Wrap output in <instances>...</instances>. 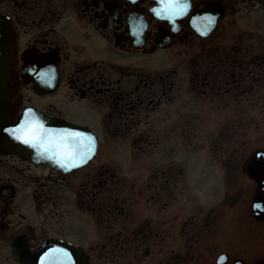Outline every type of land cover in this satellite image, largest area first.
Returning <instances> with one entry per match:
<instances>
[{"label":"flooded vegetation","instance_id":"flooded-vegetation-1","mask_svg":"<svg viewBox=\"0 0 264 264\" xmlns=\"http://www.w3.org/2000/svg\"><path fill=\"white\" fill-rule=\"evenodd\" d=\"M170 2L0 0V33L15 37L4 102L12 116L0 127V264H29L46 241L74 246V195L93 218L89 264L107 256L147 264L153 239L164 243L155 264H247L238 240L220 238L200 212L198 221L185 219L182 253L174 254L166 219L135 218L137 198L127 195L144 187L98 155V131L124 133L137 149L152 145V133L175 124L149 126V117L166 118L182 100L201 158L212 140L216 160L234 170L230 196L250 195L247 215L264 222V0H180L178 14L165 11ZM26 120L42 125L34 144L13 131ZM74 124L98 139L94 157L76 168L56 147ZM150 182V203L169 208L167 186ZM213 210L218 216L222 206Z\"/></svg>","mask_w":264,"mask_h":264},{"label":"rangeland","instance_id":"rangeland-1","mask_svg":"<svg viewBox=\"0 0 264 264\" xmlns=\"http://www.w3.org/2000/svg\"><path fill=\"white\" fill-rule=\"evenodd\" d=\"M153 66L156 65L152 64L151 70L159 69ZM169 108L166 118H154V113L149 117V126L175 124L172 130H160L159 138L156 133L151 136L145 133L153 140L152 145L140 142L141 147L137 149L128 143L124 133L96 132L100 137V158L108 161L119 175L134 178L136 186L144 187L143 194L138 192V188L134 193L127 195L137 198L133 205L136 210L135 218L143 219L144 215H148L154 219H166L164 226L171 229L172 239L169 241L172 242L176 254L182 253L185 219L191 214V218L198 221L200 212L207 223L215 222L220 238L233 236L236 242L238 240L239 253L248 252L247 264H264V222H252L247 215L250 209V195H245L239 190L238 200L230 196V191L234 189L231 180V173L234 171L232 165L216 160L212 143L210 144L212 140H207V154L203 160L201 155L204 148L200 146L196 131L190 134L191 137L188 136L189 132L185 131L186 113L182 100H177L175 106L170 105ZM222 154L225 157V152ZM135 155L139 157L135 158ZM155 173L158 176L154 179ZM167 177L169 180H166ZM149 181L152 187L158 182L163 187L167 186L164 201L171 204L169 208L158 211L156 205L150 203L151 192L148 190L151 189L147 184ZM75 182L78 183L79 180L74 179V184ZM75 188L76 186L74 190ZM74 205V244L87 249L95 232L93 218L76 207L75 195ZM219 206H222V210L218 211V216L217 212H209ZM149 248L151 254L146 257L147 264H155L153 258L158 251H163L164 243L162 246V243L158 244L157 240L153 239ZM88 250L92 252V249ZM143 250L145 253L146 247ZM107 257V261L94 259V264H114L110 257ZM146 259L144 258L143 263Z\"/></svg>","mask_w":264,"mask_h":264},{"label":"water","instance_id":"water-1","mask_svg":"<svg viewBox=\"0 0 264 264\" xmlns=\"http://www.w3.org/2000/svg\"><path fill=\"white\" fill-rule=\"evenodd\" d=\"M14 55L15 37L9 33H0V127L9 123L12 116L10 105L4 102L11 98L13 91L7 77L14 63ZM70 127L72 126L70 125ZM70 131L79 133L80 137L84 139L85 145L91 148V151L88 152L86 147L85 155L75 157L76 166L74 168H76L86 164L94 157L98 151V139L93 131L77 124H74V131ZM88 138H90V143ZM88 262L87 254L78 246L52 241L44 242L29 260V264H89Z\"/></svg>","mask_w":264,"mask_h":264},{"label":"snow or ice","instance_id":"snow-or-ice-1","mask_svg":"<svg viewBox=\"0 0 264 264\" xmlns=\"http://www.w3.org/2000/svg\"><path fill=\"white\" fill-rule=\"evenodd\" d=\"M184 5L180 4V0H171L168 5L167 10H171L173 14H178L184 9ZM42 130V125H38L35 122L25 121L19 128L14 129V133L17 134L18 139H22L24 143H33L40 141V131ZM60 139L63 143H58L57 148L62 149L61 154L65 156L66 159L72 160L73 163L70 166H76L75 157L77 155H85V148L87 147L84 143V139L80 137L79 133H64L60 134ZM71 139L72 143H68ZM89 143H90V138ZM47 150V148H45ZM87 151L90 152L91 148L87 147Z\"/></svg>","mask_w":264,"mask_h":264}]
</instances>
